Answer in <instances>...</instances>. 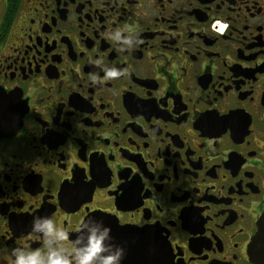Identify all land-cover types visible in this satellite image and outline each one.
<instances>
[{
    "label": "flooded vegetation",
    "instance_id": "1",
    "mask_svg": "<svg viewBox=\"0 0 264 264\" xmlns=\"http://www.w3.org/2000/svg\"><path fill=\"white\" fill-rule=\"evenodd\" d=\"M260 234L264 0H0V264H264Z\"/></svg>",
    "mask_w": 264,
    "mask_h": 264
},
{
    "label": "water",
    "instance_id": "2",
    "mask_svg": "<svg viewBox=\"0 0 264 264\" xmlns=\"http://www.w3.org/2000/svg\"><path fill=\"white\" fill-rule=\"evenodd\" d=\"M259 236H264L263 235H259ZM87 242L86 245L88 248L91 247L92 244H90L89 242V238H86ZM261 244H258L255 247L253 254L256 252L262 256H264V248L260 247ZM110 248H108V246H105V249L102 251H91L89 249V252L87 253V255H89V257L91 259L96 260L99 264H115L117 263V260L121 258V252H122V244H120L119 246H116L115 248H113L112 250H109ZM112 255V256H111Z\"/></svg>",
    "mask_w": 264,
    "mask_h": 264
}]
</instances>
